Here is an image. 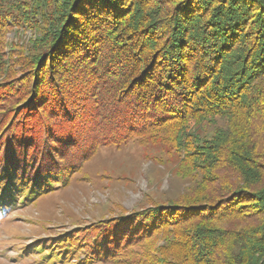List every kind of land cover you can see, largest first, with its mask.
Segmentation results:
<instances>
[{
  "label": "trees",
  "instance_id": "trees-1",
  "mask_svg": "<svg viewBox=\"0 0 264 264\" xmlns=\"http://www.w3.org/2000/svg\"><path fill=\"white\" fill-rule=\"evenodd\" d=\"M0 8L1 33L32 32L11 61L0 40L8 100L0 140L13 134L9 124L32 118L46 138L58 134L46 141V166L34 157L29 167L22 149L17 160L21 145L4 150L0 210L68 182L84 157L66 141L91 154L168 131L182 162L202 172L178 205L106 219L91 244L67 234L48 254L62 261L86 250L87 264H264V0H0ZM190 118L225 125L208 137L187 131ZM95 122L113 126L96 141ZM135 239H148L139 258L130 257Z\"/></svg>",
  "mask_w": 264,
  "mask_h": 264
},
{
  "label": "rangeland",
  "instance_id": "rangeland-1",
  "mask_svg": "<svg viewBox=\"0 0 264 264\" xmlns=\"http://www.w3.org/2000/svg\"><path fill=\"white\" fill-rule=\"evenodd\" d=\"M2 10L0 8V12ZM31 35L30 30L22 31L17 26L2 33L0 31V40L4 41L2 48L9 61L18 55L17 48L24 45ZM3 91L0 87V97ZM5 101L8 100H0V112L8 109ZM27 117L23 116V120H28ZM2 121L7 120L3 118ZM95 124L99 126L95 127L99 132L95 141L101 137V128L113 127L108 126V122ZM187 124L188 132H204L210 137L215 129L225 125V120L216 118L214 122L202 123L190 118ZM9 127L13 134L9 140H0V160L6 148L21 145L23 148L19 147L15 151L17 160L22 159V149L29 167L33 168L34 157L38 159L37 163L44 162L46 166L49 149L46 141L58 134L52 131L53 134L46 138L40 120L33 118L26 124L12 122ZM1 129L0 126V133ZM164 133L168 136L159 133L151 138L150 135L142 141L130 140L118 148L100 145L91 154L81 140L74 138L66 141V144L73 143V155L81 149L84 157L81 163L80 159L72 164L76 166L68 182L34 200L17 204L14 209L0 210V264H87L86 250L75 249L69 258L62 261L52 257L48 251L67 234L78 237L77 241L82 246L88 242L91 244L92 235L95 234L92 232L103 226L102 221L106 219L152 206L179 203L182 195L202 179V172L182 162L185 155L177 147L179 140L172 143L170 141H173L175 135L168 131ZM43 141L45 143L41 144ZM66 153L73 159L69 152ZM130 244L133 246L130 257L139 258L145 249L148 253V239H135ZM154 244H163L162 235L154 240ZM152 261L155 262L153 258ZM96 264L115 263L98 261Z\"/></svg>",
  "mask_w": 264,
  "mask_h": 264
}]
</instances>
